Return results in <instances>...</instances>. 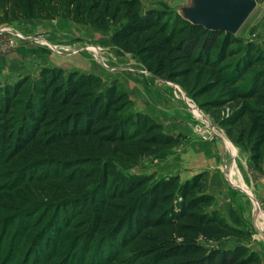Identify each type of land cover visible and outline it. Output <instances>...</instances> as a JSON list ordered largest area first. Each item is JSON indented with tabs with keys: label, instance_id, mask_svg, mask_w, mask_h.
<instances>
[{
	"label": "trees",
	"instance_id": "trees-1",
	"mask_svg": "<svg viewBox=\"0 0 264 264\" xmlns=\"http://www.w3.org/2000/svg\"><path fill=\"white\" fill-rule=\"evenodd\" d=\"M167 16L166 11H146L142 0H0V24L63 18L104 31L115 27L112 42L118 49L137 56L150 74L171 82H188L195 65L216 67L242 53L228 83L255 73L238 90L243 108L224 126L235 127L249 118L236 142L249 150L262 172L264 51L236 35L192 25L180 15L181 28L169 32ZM215 88L208 85L200 94ZM130 105L129 95L117 84L104 87L94 74L62 68H45L38 77L0 85V162L11 151L9 156L40 152L48 158L45 163L61 164L60 170L38 176L60 195L54 194L58 222L52 224L49 232L55 235L48 240L59 239L70 228L69 220L79 217L82 237L75 246L106 247V257L96 264L114 263L132 243L138 247L135 260L120 264H262L247 245L221 249L204 244L231 237L250 240L248 233L210 210L215 197L207 192L206 173L181 183L178 176L153 182L152 177L127 178L118 172L114 155L136 161L178 144L149 116L127 114ZM29 182L20 181L19 186ZM62 214L68 218L63 227ZM30 224L26 220L18 232L24 227L25 234ZM63 264L75 263L68 257Z\"/></svg>",
	"mask_w": 264,
	"mask_h": 264
},
{
	"label": "rangeland",
	"instance_id": "rangeland-1",
	"mask_svg": "<svg viewBox=\"0 0 264 264\" xmlns=\"http://www.w3.org/2000/svg\"><path fill=\"white\" fill-rule=\"evenodd\" d=\"M186 1L142 3L146 11H166L165 22L172 32L182 26L177 7ZM114 31L115 27L104 31L63 18L0 24V85L38 77L45 68L94 74L102 79L104 87L117 84L131 99L127 114L149 116L178 141L175 147L136 161L114 155L118 172L127 178L152 177L153 182L178 176L181 183L206 173L207 192L216 197L210 210L220 212L229 224L248 233L250 240L231 237L204 244L221 249L247 245L264 264V170H256L249 150L236 142L249 118L244 117L235 127L224 126L243 108L245 102L237 97L238 90L250 84L255 72L250 71L236 84L228 83L234 64L242 57L240 53L216 67L195 65L186 83L171 82L150 74L137 56L118 49L112 42ZM236 37L264 51L262 2ZM213 84L214 92L200 94ZM9 153L0 162V264H63L68 257L75 264H96L102 255L105 258L104 243L92 244L88 250L84 244L75 246L82 237L79 217L69 220L70 228H65L59 239L52 237L53 242L47 238L55 235L49 230L58 222L54 212L57 202L53 200L56 189L38 178L60 170L61 164L45 163L48 158L40 152ZM24 180L31 182L19 186ZM63 215L59 217L62 227L68 220ZM26 220L31 224L25 234L23 227L21 234L18 230ZM137 248L132 243L120 250L112 264L135 260Z\"/></svg>",
	"mask_w": 264,
	"mask_h": 264
},
{
	"label": "water",
	"instance_id": "water-1",
	"mask_svg": "<svg viewBox=\"0 0 264 264\" xmlns=\"http://www.w3.org/2000/svg\"><path fill=\"white\" fill-rule=\"evenodd\" d=\"M257 6L258 0H187L177 10L192 25L237 35Z\"/></svg>",
	"mask_w": 264,
	"mask_h": 264
},
{
	"label": "crops",
	"instance_id": "crops-1",
	"mask_svg": "<svg viewBox=\"0 0 264 264\" xmlns=\"http://www.w3.org/2000/svg\"><path fill=\"white\" fill-rule=\"evenodd\" d=\"M212 185V184H211ZM214 185V184H213ZM212 187V186H211ZM211 195H213L212 193H211ZM214 196V195H213ZM216 198V197H215ZM216 201H217V199H216Z\"/></svg>",
	"mask_w": 264,
	"mask_h": 264
}]
</instances>
